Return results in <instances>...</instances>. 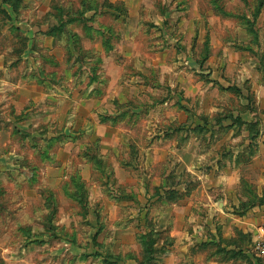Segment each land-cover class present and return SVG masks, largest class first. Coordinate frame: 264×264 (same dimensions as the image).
Returning a JSON list of instances; mask_svg holds the SVG:
<instances>
[{"label": "rangeland", "instance_id": "374dc122", "mask_svg": "<svg viewBox=\"0 0 264 264\" xmlns=\"http://www.w3.org/2000/svg\"><path fill=\"white\" fill-rule=\"evenodd\" d=\"M221 178L264 205V0H0V264H262Z\"/></svg>", "mask_w": 264, "mask_h": 264}, {"label": "crops", "instance_id": "0c3cea01", "mask_svg": "<svg viewBox=\"0 0 264 264\" xmlns=\"http://www.w3.org/2000/svg\"><path fill=\"white\" fill-rule=\"evenodd\" d=\"M223 180V178H221V181ZM220 182V181H219ZM221 183V189L219 191H221L222 196H223V201L221 202H217L214 205H217L219 209H215L216 213L215 214L217 216V226L219 229V233H221V237L220 239L222 240L223 238H228L234 235V233L236 231H240L242 233H249L250 234V241L248 240L246 243L243 244H239L237 246H233V245H220V247H224L227 246V248L231 249V248H235L238 246L242 245V248H248L253 246L254 242L257 240L258 237V233L260 231V229H264V227H261L262 225H264V205L260 206L259 208H253V209H247L249 211H247V213L245 215H243L242 217L236 216L234 215V206L235 203L233 202L232 204H230L228 202L229 198H228V192L226 189V182H220ZM218 184V183H217ZM217 188H219V186H217ZM208 197V195H206ZM264 202V201H263ZM237 207V206H236ZM231 211V212H229ZM256 211V212H255ZM259 214L258 217H260V219L256 218L255 219V224L252 222L247 221V215L250 214ZM229 220V226L226 227L225 225V220ZM262 264H264V260L262 259ZM233 261H230V264ZM255 263V262H254ZM220 264H223L222 262H220ZM256 264V263H255ZM261 264V263H260Z\"/></svg>", "mask_w": 264, "mask_h": 264}, {"label": "built area", "instance_id": "2783aa9c", "mask_svg": "<svg viewBox=\"0 0 264 264\" xmlns=\"http://www.w3.org/2000/svg\"><path fill=\"white\" fill-rule=\"evenodd\" d=\"M252 250L258 257L264 260V229H260L257 240L252 246Z\"/></svg>", "mask_w": 264, "mask_h": 264}, {"label": "trees", "instance_id": "16d2710c", "mask_svg": "<svg viewBox=\"0 0 264 264\" xmlns=\"http://www.w3.org/2000/svg\"><path fill=\"white\" fill-rule=\"evenodd\" d=\"M146 238V236L145 237H143V236H141L140 237V240H144ZM145 246L147 245V242H144L143 243ZM144 251H145V255H144V263H146L147 261H148V256L151 254V249H147L146 247L144 248Z\"/></svg>", "mask_w": 264, "mask_h": 264}]
</instances>
